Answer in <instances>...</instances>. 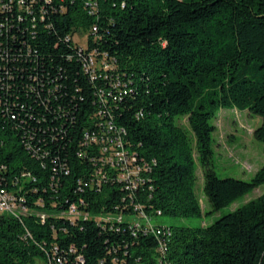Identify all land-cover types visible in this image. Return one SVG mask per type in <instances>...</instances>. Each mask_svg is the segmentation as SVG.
<instances>
[{"label": "trees", "instance_id": "1", "mask_svg": "<svg viewBox=\"0 0 264 264\" xmlns=\"http://www.w3.org/2000/svg\"><path fill=\"white\" fill-rule=\"evenodd\" d=\"M222 110L264 144V0H0V192L25 209L0 214V264H264V194L161 238L123 218L202 216L178 118L208 214L264 185L212 168Z\"/></svg>", "mask_w": 264, "mask_h": 264}, {"label": "rangeland", "instance_id": "2", "mask_svg": "<svg viewBox=\"0 0 264 264\" xmlns=\"http://www.w3.org/2000/svg\"><path fill=\"white\" fill-rule=\"evenodd\" d=\"M81 39H78L80 41ZM85 45V40L80 41ZM178 118L177 124L188 132L189 143L196 167V195L202 208V216L188 219H174L162 216L158 212L151 215L140 212L139 216L129 218L123 217L131 223L137 230L147 232L151 235L157 234L164 227H205L212 225L220 218L228 215L237 209L245 206L249 202L258 199L264 194V185L240 198L229 207L218 212H211L210 203L204 193L205 175L203 167L199 161V153L196 140L190 130L186 118ZM216 126L213 134L212 148L214 151L212 158V168L221 179L235 178L250 182L256 173L264 166V144L254 137V131L262 124V118L251 116L247 112L237 110H222L217 118L212 122ZM103 219H105L103 217ZM107 219L113 221L118 216H109ZM157 236V235H155ZM34 264H47L43 259L37 258Z\"/></svg>", "mask_w": 264, "mask_h": 264}, {"label": "built area", "instance_id": "3", "mask_svg": "<svg viewBox=\"0 0 264 264\" xmlns=\"http://www.w3.org/2000/svg\"><path fill=\"white\" fill-rule=\"evenodd\" d=\"M117 160L114 161L113 158H110L108 161L111 163L112 167L121 166L122 168H128V163L134 162L135 158L130 157L128 152L122 147L117 150ZM138 173L134 172L136 176ZM122 177L124 179L130 180L133 183V186L136 187V182L133 181L132 176L127 173H122ZM20 211H25V209H21L20 206L15 201L14 195L7 193V192H0V214H5L9 216L17 217ZM75 212V208L72 207L70 213L73 215ZM119 222L122 220V217L118 218ZM164 234V229L159 230L157 232L156 237L161 238V235Z\"/></svg>", "mask_w": 264, "mask_h": 264}]
</instances>
